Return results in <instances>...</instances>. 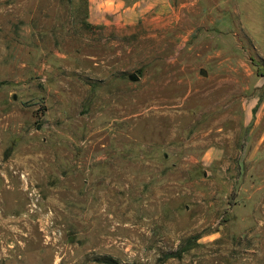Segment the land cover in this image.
<instances>
[{"label": "rangeland", "instance_id": "obj_1", "mask_svg": "<svg viewBox=\"0 0 264 264\" xmlns=\"http://www.w3.org/2000/svg\"><path fill=\"white\" fill-rule=\"evenodd\" d=\"M113 11L0 0V264H264V0Z\"/></svg>", "mask_w": 264, "mask_h": 264}, {"label": "crops", "instance_id": "obj_2", "mask_svg": "<svg viewBox=\"0 0 264 264\" xmlns=\"http://www.w3.org/2000/svg\"><path fill=\"white\" fill-rule=\"evenodd\" d=\"M89 1V22L93 24L104 23L107 15L114 13L115 7L124 8L126 0H88ZM125 11V9H124ZM102 15V16H99ZM247 162L256 164L264 161V144L250 149L247 153Z\"/></svg>", "mask_w": 264, "mask_h": 264}, {"label": "water", "instance_id": "obj_3", "mask_svg": "<svg viewBox=\"0 0 264 264\" xmlns=\"http://www.w3.org/2000/svg\"><path fill=\"white\" fill-rule=\"evenodd\" d=\"M200 73H201L202 76H206V73H205L204 70H202ZM129 79L130 80H134V77L133 76H129Z\"/></svg>", "mask_w": 264, "mask_h": 264}, {"label": "trees", "instance_id": "obj_4", "mask_svg": "<svg viewBox=\"0 0 264 264\" xmlns=\"http://www.w3.org/2000/svg\"><path fill=\"white\" fill-rule=\"evenodd\" d=\"M262 73H264V66L258 65Z\"/></svg>", "mask_w": 264, "mask_h": 264}]
</instances>
